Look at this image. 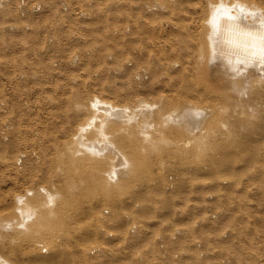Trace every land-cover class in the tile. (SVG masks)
Instances as JSON below:
<instances>
[{"label":"bare ground","instance_id":"obj_1","mask_svg":"<svg viewBox=\"0 0 264 264\" xmlns=\"http://www.w3.org/2000/svg\"><path fill=\"white\" fill-rule=\"evenodd\" d=\"M19 1L0 0V16L9 14L16 21L7 23L5 27L25 33L28 23L25 22V24L21 17L28 15L27 19H31L32 16L29 15L31 14L29 9L19 5ZM183 1L185 0L158 1V6L151 10L145 9L141 2L138 3V7L144 8L145 12L142 17H135L136 28L140 31L145 29L144 32H153L156 30L153 29L156 25L152 16L148 15L149 12L166 11L170 8H179L180 12L182 10L180 4ZM197 2L198 6L193 7L196 15H193L186 23H177L179 35L175 39L176 45L169 44L168 46H171L169 52L165 49L158 51L163 56L159 54L160 57H157L156 68L153 62L149 78H147L148 75L142 76L145 72L148 73L147 68L141 65L142 62L134 60L133 64L139 77L138 83L132 76L130 77V83L134 82L138 87H140L139 84L145 83V78L152 79L141 90L159 85L161 82L165 85L171 84L170 82L173 81L171 77L161 78L157 72L179 65L170 63L168 60L167 55L172 53L184 59L179 75H182L185 69H189L194 76L191 83L181 84L187 87L186 96L173 100H165L161 97L158 104L154 102L149 105L147 102L141 103L142 100L136 98L132 109L103 99L101 95L85 104L79 96L64 95L57 100L60 105L65 101H74L78 111L90 114V120L85 123L82 130H71L67 133L68 138L64 140L65 146L59 148L61 150L54 158L50 154L52 147L48 143L44 145V152L40 155L38 153L33 155L31 152L33 149L25 148L18 149L13 158V152L18 143L22 142L23 137L10 129L9 119L16 117L9 115L8 111L9 108L12 109L14 101L12 96L8 99V96L3 93L5 83L0 78V87L3 86L0 89V120H2L0 121V172L5 173L13 165L17 170V173H14L15 177L10 181L13 188L22 186L18 183L19 174L26 177L25 182L28 184L22 186L24 188L21 189L22 192L12 195L10 201H6L7 197L0 196V264H30L28 261H22L20 256L34 260L37 264H112V258H101V256L96 260L84 252L85 249L79 244L87 232L86 227L89 228L87 220L82 219L76 222L71 220L72 223H67L64 220L70 219L71 216L67 217L64 213L66 209L81 208L84 197L87 202L85 204L87 211H91L96 202H110L112 191L122 190L126 181L142 180L147 176L150 179L149 175L157 170L158 166L163 165L164 161L160 159L161 151L154 149L155 151L148 152L147 148L162 147L167 151L170 148L174 151L182 149V153H178L177 156L190 159L188 162H192L191 167L184 170L191 176L206 171L211 177L223 172L235 177V173L245 163L246 167L254 170L251 179L259 185L257 195L264 199V0H197ZM55 4L58 5V1L44 0L45 13L48 14ZM145 6L150 9L149 1H146ZM118 11L114 7L108 8L106 13L116 15ZM66 15L72 16L70 13L64 16ZM192 25L193 30L190 29ZM1 38L0 53L4 54L5 51L9 52L4 47L13 38L5 35ZM192 38H194L193 44L187 42ZM44 44L47 54L65 55L63 45H66V39L57 43L55 39L52 41L49 37V40H44ZM52 60L56 62L52 63ZM59 60L61 61L60 58ZM133 61L125 63L117 59L114 64L117 71L120 70V73L123 72L125 75L128 69L122 68L123 65H130ZM2 62L0 64L4 66L5 63ZM58 63L60 62L57 58L51 59L49 67L58 68L60 67ZM21 74L13 78L19 76L21 79L26 78V75ZM124 75L120 77L124 78ZM179 81L181 79H175V83ZM129 90L133 93L140 89L133 86ZM206 96L223 101L227 107L222 111L215 109L212 105L208 108L203 102ZM4 100L8 105L7 113L2 110L6 106ZM153 106L155 108H151ZM114 121L122 123L120 130L112 129ZM108 126L112 127L111 130ZM149 129H153V132H149ZM178 135L181 137H177ZM125 141H129L131 145L129 154L125 150L122 152L121 147L118 146ZM40 144L42 143L38 145ZM116 149L120 150L121 156H107L104 153V151H116ZM26 151L28 152L27 158L25 157L26 162L19 166L17 164L19 156ZM157 160H160V163ZM204 165H207L206 169ZM55 174L58 177L54 176ZM184 177L185 175L181 176V178ZM53 179H57L61 185L54 186ZM150 181L147 182L151 183ZM242 181L241 176H236L235 182ZM156 182L157 179L152 184ZM218 183L229 187L226 186L228 189L219 187L216 191L209 190L201 206L213 208L218 215L221 214L223 219H227V224L232 227L231 233L233 232L231 240L241 237L240 240L246 242L253 237L252 233L256 230L255 222L249 220V211L245 208L241 207L239 212V208L233 210L234 207H230L231 210H226L223 205V207L218 205L228 201L229 196L226 195H229L228 190L233 181L229 182L224 178ZM223 184L220 185L223 186ZM247 184L243 183V187L248 186ZM171 187L173 184L165 185L167 189ZM196 187L191 186L187 193L191 194ZM10 202L13 203V210L7 211L5 205H10ZM111 203H117L116 199ZM134 204L136 206L138 202ZM189 204L187 201L178 203L176 213L178 212L179 215L177 216L191 215L187 206ZM245 205L247 202L243 197L241 206L245 207ZM104 212L107 213L108 209H104ZM126 216L130 229L132 231L137 229V222L129 211ZM111 220L122 223L115 210ZM6 224H8L7 227H5ZM209 224L206 222L205 226ZM172 228L171 237L176 239L182 233V229L179 226ZM141 229L142 227H139L137 231L135 230V236L130 239H126L125 233L119 234L118 239L126 242L127 251L112 245V253L121 256H119V264H129L130 258L137 259L139 253L153 249L151 235L148 231ZM93 230L97 231L95 228ZM109 234L112 233L109 232ZM89 236L95 237L93 234ZM66 240L74 241V246L86 255L79 252L74 257L65 258ZM158 240L162 256L167 257L164 237L159 235ZM242 241L236 250V255L234 250L230 252L235 263L240 261L242 264L247 258L254 259L255 253L260 252V248L255 247L256 244L250 243L249 246L244 247L245 243ZM21 244L26 246L27 254L21 252ZM99 250L101 255L102 252L110 253L105 249ZM240 252L241 255L238 258L237 254ZM45 253L49 256H43ZM171 259L174 258H169ZM254 262L255 260H248L246 264H264L261 258H257V263Z\"/></svg>","mask_w":264,"mask_h":264},{"label":"rangeland","instance_id":"obj_2","mask_svg":"<svg viewBox=\"0 0 264 264\" xmlns=\"http://www.w3.org/2000/svg\"><path fill=\"white\" fill-rule=\"evenodd\" d=\"M57 1L58 5L55 4L50 12L46 14L44 0H24V2L20 0L19 5L27 10L29 9L31 11L29 15L32 16L31 19H27L28 15L21 17L24 23H28V29L25 33L19 32L18 29L5 27L7 23L16 21L9 14L0 16V27H2V29L0 28V38L4 35L13 38L4 47L9 52L0 53V62L5 63L4 66L0 64V78L5 83V86H2L3 93L8 96V99L12 96L14 104L12 109L9 108L8 111L7 102L4 100L6 108L4 107L5 109L2 110H5L6 113L8 111L9 115L16 117L15 119L12 117V120L9 119L10 129L23 137L22 142L18 143L13 152V158L18 149L25 148L33 149L31 150L33 155L35 153L40 155L44 152L43 148L47 143L52 147L50 154L54 158L58 156L61 150L59 148L65 146L64 140L68 138L67 133L71 130H82L84 128L85 123L90 120V114L85 113V111H78V106L71 100L60 105L57 100L64 95L79 96L83 104L101 95L103 99L112 103L125 105L133 109L134 99L136 98L141 99V103L147 102L149 105L154 102L158 104L161 97L165 100L185 97L187 87L181 84L191 83L194 80V76L191 75L189 69H185L183 74L179 75L184 59L171 53L167 55L168 60H170V63L179 65H175L171 69H161L157 72V75H160L161 78L171 77L173 79L170 82L171 84L165 85L161 82L159 85L149 86L148 89L141 90L145 84H149L152 80H147V78L150 76L153 62L155 63L160 55L163 56L158 51L165 49L169 52L171 46L176 45L177 41L175 39L179 35L177 23H186L187 20L190 21L193 15H196L193 7L194 5L198 6L197 0L183 1L180 4V7H182L180 12L179 8L149 12L148 15L152 16V20L156 25V28L151 26L156 29L153 32H144L145 29L143 31L138 30L134 19L144 15V8L151 10L153 7L158 6V1L164 2L166 0H61L60 4L59 0ZM146 1H149L150 9L145 6ZM140 2L144 7L142 9L138 7ZM114 7L119 10L116 15L106 13L108 8ZM67 13L72 16H64ZM190 29H194L193 25ZM49 37L52 38V41L55 39L57 43H60L62 39H66V45H63L65 55L56 56L46 53L44 40H49ZM193 40L194 38L187 42L193 44ZM169 44L171 46H168ZM54 58H57L60 62L58 63L60 67H49V62ZM117 59L125 63L133 60L139 63L142 62L141 65L146 67L148 72L142 74L143 77L148 75L145 78V83L143 85L139 84L140 87L135 86L134 82L130 83L131 76L135 82L138 83L139 80L136 73L137 69L133 64L134 61L130 65H123L122 68L128 69L124 75L123 72L120 73V70L117 71L114 64ZM53 61L56 62V60H52V63ZM157 66L155 63V68ZM19 73L26 75V78L21 79L19 76L14 79L13 77L19 75ZM121 75L125 77H120ZM175 79H181V81L175 83ZM153 83L157 84L159 82ZM133 86L140 90L130 92L129 89ZM209 97L206 96L203 100L208 108H211L209 105H212L215 109L222 111L227 107V104L223 101ZM113 123H115L113 128L108 126L109 129L112 128L118 131L120 126H123L120 121H114ZM88 130L87 133L89 134ZM148 131L153 132V129ZM177 137L181 136L178 135ZM39 143L42 144L38 145ZM118 146L121 147L122 152L125 150L129 154V151H131L129 141H125L124 144ZM154 149L161 151L160 159L164 161V164L158 166L157 170L149 175L151 181L148 176L142 180L126 181L122 190L117 191L115 189L114 192L112 191L110 202H96L91 211H87L85 197L82 198L83 206L81 208L66 209L64 215L71 216L70 219L64 220L67 223L82 219L87 220L89 228L86 227L87 232L81 238L79 244L85 249L84 252L93 259L97 260L101 256V258L109 257L113 259L112 264H119L121 256L112 253V245L117 248L122 247L124 251H127L126 242L118 239L119 234L125 233L126 239H130L135 236L134 234L138 228L142 227L141 230L144 229L151 235L153 249L139 253L137 259L135 257L130 258L128 260L129 264H240V261L235 263V260H232L233 256L230 252L234 250L236 255V250L240 246V241H242L240 240L241 237L231 240L233 232L231 233L232 227L227 224V219H223L221 214L218 215L215 209L201 206L203 198L207 197L209 190L216 191L219 187L222 189L227 186L220 183L223 184L221 186L218 183L226 178L229 182L233 181L228 190L230 193L226 195L229 198L225 204L218 205L224 206L223 208L226 210L234 207L233 210L239 208L240 212L242 207L249 211V220L255 222L256 230L252 233L253 237L247 239L248 241H242L245 243L243 246L254 243L256 244L255 247L260 248V252L255 253L254 259L247 258L242 264H246L248 260H255L254 263H257V258L264 260V199L257 195L259 185L251 179L254 170L251 167H246V164L243 163L242 168L235 173V177L227 172L216 173L215 176L211 177L206 171L191 176L185 173L184 170L191 167L192 162H188L190 159L177 156L178 153H182V149L181 151H174L170 148L167 151V149L164 150L161 147L147 148V151H155ZM26 153L28 152H22L19 156L17 161L19 166L25 164ZM104 153L107 156H121L118 149L116 151L107 150ZM53 161L58 164L56 160L53 159ZM157 162L160 163V160H157ZM12 167L7 169L5 173L0 172V196L7 197L6 201H10L11 196L15 193L22 192L21 189H24L22 186L28 185L25 182L26 177L19 174L17 179L19 185L22 186L13 188L10 181L15 177L14 173H17V170ZM203 167L206 169L207 165ZM183 175L185 177L181 178ZM54 176L58 177L57 174ZM236 176H241L243 181L240 183L235 182ZM155 179H157V182L152 184ZM53 180L54 186L61 185L60 182H57V179ZM167 183L173 184V187L170 189L165 188ZM243 183H248V186L243 187ZM191 186L196 187V189L188 194L187 192ZM243 197L246 198L247 202L245 207L241 206ZM114 199L117 203H111ZM136 201L138 205L135 206ZM185 201L188 204L190 202L187 206L191 215L186 217L183 215L177 216L179 215L178 212L176 213L178 203L182 204ZM9 204L5 205V208H7V211H12L13 203L10 202ZM68 207L70 208V206ZM104 209H108V212L105 213ZM114 210L119 215L122 221L121 224L112 222L111 215ZM128 211L137 222L136 231L130 229L129 220L126 216ZM206 222L210 224L205 226ZM7 226L8 224L5 225V227ZM173 226H179L182 229V233L176 239L171 237ZM94 228L97 231H94ZM103 228H105V231H103ZM109 232L112 234L110 235ZM89 234H93L95 237L89 236ZM159 235L165 239L167 257L162 256L158 240ZM64 245L66 247L65 258L74 257L82 252L74 246V241L66 240ZM99 249L108 250L110 253L102 252L101 255ZM25 250L26 246L21 244L23 254L26 253ZM85 253L83 254L86 255ZM45 255L47 254L45 253L43 256ZM240 255L241 252L237 254L238 258ZM256 255L258 256L256 257ZM169 258L179 259L175 261L174 259L169 260ZM20 259L28 261L30 264H37L34 260L27 259L24 256H20Z\"/></svg>","mask_w":264,"mask_h":264}]
</instances>
